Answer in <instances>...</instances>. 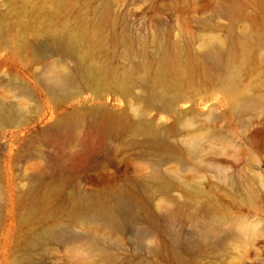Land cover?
Listing matches in <instances>:
<instances>
[{
  "label": "rangeland",
  "instance_id": "rangeland-1",
  "mask_svg": "<svg viewBox=\"0 0 264 264\" xmlns=\"http://www.w3.org/2000/svg\"><path fill=\"white\" fill-rule=\"evenodd\" d=\"M0 27L7 37L0 39V101L23 113L11 123H0V264H264V50L247 42V60L230 85L223 83L218 69L211 75L193 64L182 71L185 59L200 55L202 46L237 51V44L246 41L242 33L261 32L264 0H0ZM54 31L80 38L87 63L101 66L108 75L129 68L149 83L163 69L161 51L175 46L179 56L167 71L179 76L172 93L185 97L175 109L194 125L183 130L175 116L147 108L134 85L127 94H117L107 82L90 87L80 82L79 96H48L42 69L65 57L51 45ZM65 64L72 68L74 58L66 57ZM18 85L29 92L28 98ZM231 89L259 96L262 102L239 113L228 104ZM76 108L103 109L126 127L138 121L137 109L143 119L166 131L175 149L162 169L177 186L168 195L180 207L173 218L159 217V231L130 206L117 208L113 226L76 222L82 210L72 212V195L104 196L109 188L115 192L124 176L138 174L146 180L156 159L138 135L130 136L129 128L120 140L106 141L107 152L83 156L78 145L58 149L50 139L52 125ZM90 119L86 117L83 127ZM196 128L199 132H191ZM195 139L200 152L191 158L182 151ZM59 157L61 170L55 175L64 182L54 178L49 188L39 182L32 189L30 179L43 174H48L46 181L51 179V163ZM197 189L203 194H196ZM183 190L198 205L189 207ZM55 191L58 197L53 198ZM167 204L157 198L153 208ZM212 211L232 220L233 236L223 240L225 234L219 233L200 242L197 229ZM46 225H60L63 232L53 242L32 246L34 233ZM94 232L105 238L103 247L116 262L101 261L98 252L88 253L81 242L68 241Z\"/></svg>",
  "mask_w": 264,
  "mask_h": 264
},
{
  "label": "bare ground",
  "instance_id": "bare-ground-1",
  "mask_svg": "<svg viewBox=\"0 0 264 264\" xmlns=\"http://www.w3.org/2000/svg\"><path fill=\"white\" fill-rule=\"evenodd\" d=\"M14 5H16V2H12V6ZM54 11H56V8ZM49 36L52 47L57 51H61L65 57L61 59L62 61L51 63L42 69L41 76L43 78L41 83L48 96L52 98L79 96L81 94L78 86L80 82L88 87L92 85L97 86L99 82H107L106 86L109 84V87H111L109 90H113L117 94H127L134 85L141 90L143 97L140 96L139 99L144 102L147 108H155L160 112H166L175 116V124L180 125L179 127L183 130L194 125L192 118H187L175 109L178 103L183 102L185 99L183 96L172 93L177 88V81L174 79H178L179 76L177 74L171 75L169 73L170 71H167L175 61V58L179 56L175 46L171 47L170 50L164 49L161 51L160 65L163 69L157 70L152 78L155 83H149L146 78L137 76L136 70L134 69L128 68L118 75H108L101 66L87 63L88 58L80 52V38L74 37L73 35L70 36L67 31H54ZM241 37L246 41L237 44L238 48L236 50L241 54L239 59L236 58L238 52L232 48L224 50L219 45L208 44L202 46L203 52L194 59H185L184 64H182V71L184 68L199 65L206 70L207 74L213 75L215 73L213 71L218 69L222 71L221 78L223 83L228 85L232 84L247 60V42L254 49L264 50V27L261 32L257 31L254 34L242 33ZM0 39L7 40V37L2 33L1 27ZM29 45L26 44L24 47ZM41 57L44 59L48 58L47 56ZM66 57L74 58L75 65L72 68L67 67L65 64ZM1 63L5 64L4 61H1ZM207 80L209 84H214L212 77L209 76ZM10 85L12 86V83ZM15 88L22 96L27 98L30 96L24 87L18 85ZM226 96L230 107L239 113L255 109L262 102L261 97L247 96L238 89L228 90ZM76 109H73V112L66 113L59 118L58 122L52 125L51 132L53 135L51 134L50 139L54 138L58 149H70V147L73 148L75 145H78L83 152V156L98 153L102 150L107 152L108 150L105 147L106 141L109 139L120 140L123 130L129 128L132 129L130 136L138 135L142 139L141 145H144L152 153L154 152L156 157L155 161L151 164V171L146 180L140 179L138 174L130 177L124 176L120 180V187L115 192L109 188L104 196L98 193L90 194L89 196H83L82 194L72 195V212L74 210H82V215H79L76 222L83 227L88 224L113 226L116 222L117 208L120 206H130L135 214L144 218L147 222L152 223L154 229L159 231L160 229L157 224L159 217L167 216L173 218L179 213L180 207L168 195L177 186L170 183L169 175L162 169L163 165L171 161L169 155L175 149L174 145L165 138L164 132L166 131H161L151 121H147L145 118L143 119V111L137 109H135V114L138 117V121L134 126L130 127H126V123L118 120L112 114H107L103 109L97 108L95 110H89L88 112L81 111L79 108ZM22 114V111L13 104L0 101V123H11L19 116H22ZM86 117H90L91 119L83 127ZM191 132L197 133L199 129H193ZM199 152L200 144L197 139L187 143L182 151V153H186L191 158L197 157ZM59 159L61 158L52 160L51 167L53 173H50V180L46 181L49 178L48 174L39 175L34 179H30L32 189L38 187L40 185L39 182L44 183L45 189L49 188L51 186L49 184L54 178L58 183L64 182L58 175H55L61 170V166L57 165ZM199 191L202 195L203 192L200 189H197L196 194ZM183 193L186 194L187 191L183 190ZM186 195H188L187 204L189 207L198 205L199 201L191 196V193H187ZM55 197H58L57 191L53 193V198ZM157 198L166 199L168 204L153 208L154 200ZM206 216V219L202 221L200 229H197V238L200 242H205L208 237H215L219 233L225 234L223 240L233 236V225L235 224L232 220L230 221V219L220 216L216 211L208 212ZM75 219L73 218V221ZM62 232L63 227L60 225H46L42 230L34 233V239L32 238L33 241L31 239L29 243L35 246L43 245L46 242H53ZM76 239L77 237L72 236L68 241H71V243L81 242L88 250V253L98 252L101 261H115V257L108 254L103 247L105 238L98 235V233L94 232L89 236L81 237L78 240ZM173 258L177 259V257Z\"/></svg>",
  "mask_w": 264,
  "mask_h": 264
}]
</instances>
